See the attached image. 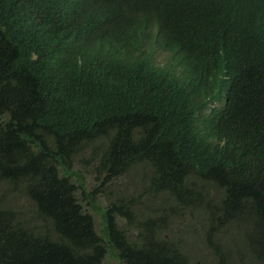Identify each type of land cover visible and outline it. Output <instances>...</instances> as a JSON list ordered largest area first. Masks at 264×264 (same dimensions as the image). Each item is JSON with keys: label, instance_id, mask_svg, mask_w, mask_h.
<instances>
[{"label": "trees", "instance_id": "obj_1", "mask_svg": "<svg viewBox=\"0 0 264 264\" xmlns=\"http://www.w3.org/2000/svg\"><path fill=\"white\" fill-rule=\"evenodd\" d=\"M197 257L264 264V0H0V264Z\"/></svg>", "mask_w": 264, "mask_h": 264}, {"label": "rangeland", "instance_id": "obj_2", "mask_svg": "<svg viewBox=\"0 0 264 264\" xmlns=\"http://www.w3.org/2000/svg\"><path fill=\"white\" fill-rule=\"evenodd\" d=\"M235 235V230L231 229L228 232L227 239L230 240ZM186 247L183 249L185 254L189 257L196 255L209 254L210 252L204 248V235L203 233L196 234L185 238ZM196 264H201L202 259L200 257L195 258Z\"/></svg>", "mask_w": 264, "mask_h": 264}]
</instances>
